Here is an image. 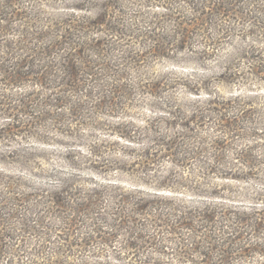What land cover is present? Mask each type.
Listing matches in <instances>:
<instances>
[{
	"label": "trees",
	"instance_id": "16d2710c",
	"mask_svg": "<svg viewBox=\"0 0 264 264\" xmlns=\"http://www.w3.org/2000/svg\"><path fill=\"white\" fill-rule=\"evenodd\" d=\"M236 35L264 38V0H0V146L32 138L44 148L51 137L61 147L76 143L63 147L69 171L52 170L50 183L0 171V264H126L135 255L141 260L132 264H157L147 260L153 253L167 256L162 264H264V180L246 192L220 184L256 180L236 166L251 172L257 156L240 149L232 164L225 152L247 124L264 133L261 113L249 116L239 96L209 98L192 106L193 128L171 123L180 132L168 144L150 136L149 122L143 131L108 122L147 96L155 105L162 99L168 79L148 76L149 61L172 54L220 61ZM233 66L225 68L231 78L241 72ZM110 127L123 147L144 133L150 146L128 164L133 154L94 135ZM151 146L182 170L181 197L162 200V190L103 177L134 164L158 171L162 150ZM0 152L2 162L27 160L36 177L47 171L35 168L44 155L37 148Z\"/></svg>",
	"mask_w": 264,
	"mask_h": 264
},
{
	"label": "rangeland",
	"instance_id": "374dc122",
	"mask_svg": "<svg viewBox=\"0 0 264 264\" xmlns=\"http://www.w3.org/2000/svg\"><path fill=\"white\" fill-rule=\"evenodd\" d=\"M154 12L161 11L155 10ZM236 27H238L236 30L240 36L248 32V28L242 26V24L237 25ZM237 32H235V34H237ZM258 36L260 37V35ZM189 56L191 55L172 54L167 56V58L149 61L147 65L149 68L146 71L148 76L154 78L162 76V79H156L158 82H162L166 78L168 79L166 85L162 87V99L158 100L155 105L150 103L153 100L151 97L147 96L146 99H144L145 102L139 107H133V109L127 114L128 116H123L120 120L108 118V122H130L136 126L139 131H143L146 122H149L152 125L150 136L157 137L161 134L162 144H168L169 139L174 137L176 133L180 132V127L173 126L171 123L189 124L190 128L194 127L189 118L193 116L192 106L195 105V103L203 104L209 98L213 100L215 97L222 99L230 98L231 96L232 98L234 96L241 97L242 103L250 105V107L246 106V108L253 109V113L249 116L252 117L255 113L259 112L262 114L258 117L259 121L264 122V38L250 37L249 39L243 40V38L236 35V37L227 40L224 43V46H222V53L220 54L222 59H220V61H203ZM231 66H233V69H238L239 66L241 67L239 68V71H241L240 74L235 75L233 78L229 77L228 73L225 71V68ZM247 67H250V71ZM251 69H253L252 72ZM235 73L238 74L237 72ZM206 93H209L210 97H208ZM174 111L177 112L179 119L173 120L172 117L166 113ZM251 128L252 126L247 124L245 135L234 139L229 144L230 149L228 151L226 150L225 154L229 156L228 162L232 164H235V161H233L234 154L240 152V149L257 156V160L254 162L255 164L253 163V166L252 163H247L248 168L252 169L251 172L247 171V169L240 165L236 166V168L239 169V172L232 171L236 172V174L254 175L256 180H247L241 183L232 181L225 183L221 181V185H229L234 190H236L235 187H243L246 192L250 191L249 189L251 187L253 188L260 179L264 180V133L258 130L253 131ZM112 129L116 130V128L114 129L110 127V129L103 132L100 131L98 134L94 135H98L100 139L114 142L115 149L121 147L120 149L123 151L133 154L134 156L129 159L128 164H131L134 161L137 162V157L142 153V150L150 146V143L145 140L148 135L144 133L143 135H132L131 137L134 143L123 147L121 145L126 143H124V141H119V137L116 135L115 131H112ZM205 130H209V128L202 130L198 129L197 131L203 133ZM87 132L89 134L92 131L87 130ZM92 135L93 134L89 136ZM51 140L52 142L50 143V146L48 147L47 145V147L44 148H42V143L40 141L32 138L24 140L17 139L15 143H5V145L0 146V150H3L6 145H11L15 150L17 149L20 151L28 148H37L44 155L38 154V158L35 160V168L37 167V170L38 168L45 169L47 170L46 173L37 175L38 177H36L33 175L34 173L30 174L29 170L33 165H29L27 160L23 159L22 162H17V159L7 157H5L6 161H0V171L11 172L17 175L24 174V176H27L29 182L35 180L46 184L52 182L48 175L52 170L63 168L64 171H69L68 167L61 159L64 150H66V147H63L68 144V147L70 148L76 143L65 141V145L61 147L59 146V141H57L60 140L59 138L55 139L54 137H51ZM152 147H155L156 150H162V156L160 155L157 164L152 168L158 171L150 172L144 170V172H141L134 164L130 168L127 167V171L125 170L116 174L110 173L103 177L105 179L108 178L122 182V184L127 186H136L140 188V190H162L160 192V194H162V200L181 197L178 193L180 192L179 187L178 185H175V178L178 173L182 172V170L176 167L171 160L166 157L168 152L164 151L163 147L158 148L156 146H151V148ZM81 150L84 151L85 149ZM243 162H247L246 159ZM160 177H162V179H160ZM160 182L162 189H159V186H161ZM183 193L189 195L186 191ZM183 198L186 197L183 196ZM149 258H151L150 262L156 260L157 264H162L163 260L166 261L167 256L162 257V255L153 253L152 256H148L147 260ZM140 260L141 256L138 257L135 255V257L133 256L126 260V264H132L134 261L140 262ZM170 262L172 264H181L176 260H171ZM184 264L189 263L186 262Z\"/></svg>",
	"mask_w": 264,
	"mask_h": 264
}]
</instances>
